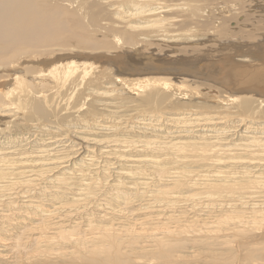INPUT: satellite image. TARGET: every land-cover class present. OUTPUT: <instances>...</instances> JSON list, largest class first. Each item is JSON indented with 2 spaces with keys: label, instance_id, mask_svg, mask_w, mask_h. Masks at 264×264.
I'll return each mask as SVG.
<instances>
[{
  "label": "bare ground",
  "instance_id": "obj_1",
  "mask_svg": "<svg viewBox=\"0 0 264 264\" xmlns=\"http://www.w3.org/2000/svg\"><path fill=\"white\" fill-rule=\"evenodd\" d=\"M0 264H264V0H0Z\"/></svg>",
  "mask_w": 264,
  "mask_h": 264
}]
</instances>
